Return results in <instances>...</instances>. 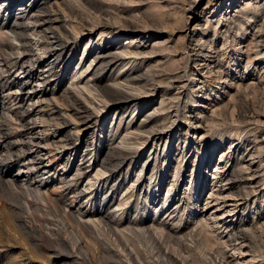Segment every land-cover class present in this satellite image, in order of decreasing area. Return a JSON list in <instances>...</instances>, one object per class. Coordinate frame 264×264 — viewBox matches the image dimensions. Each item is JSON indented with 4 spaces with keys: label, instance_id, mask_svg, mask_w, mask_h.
<instances>
[{
    "label": "rangeland",
    "instance_id": "1",
    "mask_svg": "<svg viewBox=\"0 0 264 264\" xmlns=\"http://www.w3.org/2000/svg\"><path fill=\"white\" fill-rule=\"evenodd\" d=\"M64 1L73 5L76 11L77 16L73 15L72 23L76 25L80 34L70 54L73 59L71 69L64 74L63 65L60 74L59 68L56 69L58 74L45 84V87L29 83L20 89L18 81L22 80V77L19 67L15 66L13 60L17 53L14 48L17 43L12 37L23 31L21 24L26 26V30L22 33L27 41L30 40L27 44L29 46L34 38L30 21L33 15L40 14L43 8L46 9L48 6L38 10L35 7V0H0V37L2 38H0V264H122L121 258L123 260L127 253L123 252V248L136 250L138 245L137 252L140 251L138 256L140 255L141 260L146 264L150 262L155 264L157 259H164L166 264H177V259L182 262L181 264H225L221 260L223 258L227 260L232 254H235L237 264H264V81L259 85V79L264 80V72L260 71L264 64L262 60L264 55L262 57V54H259L254 57L255 50L251 45L258 37H264V0H242L250 4L248 6L250 11H246L248 15L243 18L244 29L239 30L236 23L233 32L229 35L225 34L221 26H216V17L208 22L201 19L191 24V26L197 23L199 25L193 39L202 37V43L207 41L206 51L210 46L215 48L221 58V69L227 77L233 78L240 73H244L243 78L246 77L245 75L249 76L248 79L245 78L242 87L234 85L229 89L226 83L222 82L223 79L218 78L216 74L196 76L192 58L187 54L189 42L184 39L185 37L183 38L181 30L190 15L186 12L188 5L194 0H57L60 4ZM196 1L199 13L204 11L216 16L221 11L223 13L232 9L231 1L234 0H224L219 7L211 4L207 9H204L206 2ZM51 2L55 6L54 0ZM22 3L30 11L23 17L24 19L21 18L14 23L12 13L9 11ZM54 8L58 10L56 6ZM79 21H83L88 27L78 24ZM124 21L137 25L141 33L139 38H145L147 41L139 48L140 55L135 60L133 58L124 60L121 65H116L115 70L108 71L106 77L109 80L106 81L107 84L109 83V86L106 84L109 87L108 92L91 85L92 78L89 75L93 72L94 62L92 63L88 56L91 49L105 42L114 41L117 32L124 34L125 31L123 27L121 28ZM98 22H107L112 26L111 31L108 34L95 32L91 40L85 37L79 41L82 33L85 32L86 36H89V27ZM199 27L202 28L201 31ZM148 28L154 32L153 37L148 38V35L145 37ZM67 29L72 32L69 25ZM12 32L15 34L13 35ZM202 32L206 34L200 36ZM124 35L128 38L118 39L122 42L117 45L122 50L132 46L129 43L135 39L133 34ZM17 36L21 38V32L20 36ZM238 43L242 46H238ZM194 44L195 42L192 46ZM237 46L242 48L244 64L253 60L250 68L248 64L240 66L239 55L234 53V50L238 49ZM246 50L249 51L248 57L244 52ZM223 51H227V54L224 55ZM25 53L27 52L23 53L27 57L30 55ZM121 66L124 68L119 73ZM132 68L135 69L133 76L135 75L136 78L148 81L154 79L157 83V91L154 96L143 94L142 100H149L150 105L140 106L125 113L120 126L116 122L109 133L113 100L117 98L113 91L127 86L122 73ZM181 83H184L185 87L178 101L164 95L168 90L172 92V89ZM142 87L143 83L140 84V88L138 87L141 92ZM26 92H31L30 95L35 93L40 95V103H36L34 108L41 109L47 116L51 111L49 106L60 109L67 121H70L71 116L73 120L81 123L82 108H88L87 110L95 115V121L89 131L92 138L85 153V164L81 175L75 177L77 169L74 162L79 154L77 150L71 151L68 159H56L50 163L49 173H44L42 176H40L42 173H39L37 178L35 172L26 173L27 166L31 164L27 159L32 146L27 128L32 122L28 119L26 122L19 120L21 115H24V111L14 102L15 96ZM33 100L36 101V98ZM154 109L158 113L148 127L171 128L172 140L163 138L156 146L158 154L148 166L146 165V170L149 171L147 174L142 172L145 167L143 157L116 168V158L121 152L126 153L127 148L142 150L145 146L146 133L140 132L142 135H139V132L128 130L129 123L134 124L144 112L147 115ZM57 117L59 116L56 115V119ZM48 122L39 124L40 129H44L43 133H39L47 138L59 132L62 133L59 136L61 140H66L67 135L74 139L84 136L82 123L71 124L65 129L59 118L54 122ZM79 130L80 132L77 133ZM137 133L143 138H137ZM108 134L113 138L111 147H115V151H108L105 139ZM170 143L176 151L174 158L166 155ZM190 146L191 150L185 151V148ZM121 148L125 150L121 151ZM251 153L254 155L250 156ZM222 154L225 156L220 161ZM48 157L49 155L45 160H48ZM251 157H254L255 167H259L256 171L258 175L245 181L251 184L239 187L242 192L245 190L243 193H249L252 189L254 191L248 198L247 204L237 207L230 215L221 217L222 212L219 211L216 214L218 219H208L206 227L200 226L199 217L195 214L199 201L203 203L206 198L212 201L206 217L217 204L213 202L214 197L210 196L211 187L216 181L212 174L215 166L221 164L222 170L229 161L221 171V175L228 172L232 179L238 177V180L244 168L242 166L246 165ZM203 173H207L205 177L202 176ZM249 174L244 173V176ZM158 176L166 177V180L155 188L154 178ZM151 177L153 179H150ZM73 180L77 181V188L82 192H79L81 194L76 193L71 183ZM173 180L175 182L172 184ZM26 182L31 184L26 185L28 184ZM104 182L106 184H103ZM214 191L216 192V189ZM152 194L158 196V201L150 207L147 206L146 201ZM41 195H45L46 198ZM220 197L217 196L219 203L222 202ZM228 200L232 201V199ZM105 201L109 208H105L101 213L99 206ZM232 203L229 201L226 205L234 210L230 206ZM161 207H165L164 211L169 212L167 214L161 212ZM69 210L74 213L71 214ZM233 215H236V218L231 220ZM78 218L81 221H78ZM143 218L156 221L152 228L157 227L160 231L164 229V234L156 229V233L159 231L162 234L160 241L158 240L162 244L156 241L157 238L147 234L146 230L151 228V222L139 224ZM122 219L124 224L119 228L117 224ZM223 224L239 226L227 231ZM113 227L123 230L125 235L116 238ZM220 227L221 230H217ZM230 235L245 237L246 243L239 247L240 253L234 252L232 246H228ZM129 244L132 246H128ZM155 249L156 251L158 249L159 253ZM168 254L171 257H166Z\"/></svg>",
    "mask_w": 264,
    "mask_h": 264
},
{
    "label": "bare ground",
    "instance_id": "2",
    "mask_svg": "<svg viewBox=\"0 0 264 264\" xmlns=\"http://www.w3.org/2000/svg\"><path fill=\"white\" fill-rule=\"evenodd\" d=\"M203 1L207 3V5H206V7L204 9H207L211 4L217 5V7H219L220 5H222L224 3V0H203ZM66 2L64 1V2H61V4H60V3L57 2V0H54V5L58 8V10H55V8H54L55 6H53V3L51 2V0H35V7H37L38 10H39V8L42 9L43 6L44 7L48 6V8H46V9L43 8L44 10L40 14H35V15L32 14L33 17H32V19L30 18L31 19L30 24L32 25L31 26V32H32V35L34 36L33 42H31V44L29 46L27 45L30 40L27 41L26 38H24L25 36H23V33H24V30H26L25 29L26 26H23L22 24L20 25V27L22 28L23 31H19V33L17 34V35L20 36V32H21V35H22L21 38H19L17 35L15 37L14 36L12 37V40L17 43L16 46L14 47L15 51L17 53L15 54V56L12 55V56H14V58L13 57H11V58H13L15 66L19 67L20 76L22 77V80L18 81V85H19L20 89L24 88L29 83H34L38 87L39 86H44L45 84H47L49 81H51L58 74V71H56V69L59 68V74H60L62 65L64 67V70L62 71L63 74L71 69V62H72L73 59L70 56V54L72 53L73 48H75V46L77 44V38H78V36L80 34L77 31L76 25H74L72 23L73 22L72 21V19H73L72 17H73V15L76 14V11H75L73 5H70V4L66 3ZM231 4H232V9L227 10V11H225L223 13L221 11L220 14L218 13L219 11L217 9V13L218 14L216 16H214L211 13H204V11L199 13V11L197 9L198 8L197 1L196 0L192 1L189 5L187 4L188 8H187L186 12H188V14H190V15H189V17H187L186 23L185 22L183 23L184 26L182 27V30H181L182 34L184 35L183 38L185 37L184 39L185 40L187 39L188 42H189V48H188L189 51H188L187 54H189V56L192 58L193 65L196 68V73H197L196 76L204 77L206 74H216L218 76V78L223 79L222 82L226 83L228 89L231 88L234 85H236V87L237 86L242 87L241 85L245 81V78L248 79L249 76L245 75L246 77L243 78V74L244 73H240L239 75L238 74L234 75L233 78L227 77V74H225V72L222 71V69H221V64H222L221 58L217 54V51L215 50V48L210 46V47H208L209 50L206 51V46H207V43H208L207 41H203V43H202V40H203L202 37L193 39V35H194L195 31H196V28L199 25L197 23L196 25L191 26V24H193L194 21L199 22V20H201V19L202 20L205 19L206 22H208V21L212 20L211 18H215L216 17L215 18L216 26H221V28L224 29V32L227 35H229L231 32H233L234 24L236 25V23H237V26H238V27L237 26L236 27L239 30L244 29L243 28V22H244L243 18L248 15V12H246V11H250L248 9V6L250 4L249 3H245L242 0L231 1ZM230 8H231V6H230ZM29 11H30V9L28 7H26L25 4L22 3L20 5L15 6L13 9H10L9 12L12 13V19L14 20V23H15L18 20H21V18L24 19L23 17L26 16ZM184 12H185V10H184ZM76 16H77V14H76ZM77 23L82 25V26H84V27H88V25L86 23H83V21H79ZM68 25L70 26L72 32H70L67 29ZM121 25H122L121 28L123 27V29L125 31L124 34L125 33H130V35L133 34L132 36L135 37V39L130 41V43H129L132 46H128L125 50H122L119 47H117V45L122 42V40H118V39H127L128 38V37H125L124 34H121V33L117 32V34H115V36H114V41H112L110 43H108V42L106 43L105 42L104 44H102L100 46H97L96 48H93V49L90 48L91 51H90L89 56H88V58L92 60L91 62L92 63L94 62V67L92 69L93 72L90 73V75H89L90 78H92L91 79L92 80L91 81V83H92L91 85L96 86L98 88H101L102 90H105V91L109 90V87L106 86V84H107L106 81L108 80L106 78L108 71L110 69H114L115 70L116 65L120 64L124 60L127 61V59H130V58H133L135 60L136 57H138L140 55L139 48L141 46H143V44L146 43V41H147L145 38L144 39L143 38L142 39L139 38L141 36V33H140V29L137 27V25H135V24H133L131 22H128V21L122 22ZM113 27H115V26H113ZM150 27H152V26H150ZM28 28L29 27H27V29ZM89 28H90V31H89L90 34L88 33L89 36H86L87 34H85V32H83L82 33V37H81V39H79V41L84 39L85 37H88V39L91 40L92 39V34L95 33V32H98L99 34H108L111 31L112 26L109 25L107 22H98L96 25H92ZM215 28H217V27H215ZM14 29H16V28H14ZM198 29H200V27ZM201 29H200V31H201ZM261 30L263 31V29H261ZM14 32H16V31H14ZM214 32H216V29L214 30ZM12 34L14 35L15 33L12 32ZM205 34H206V32H202V34L200 36L205 35ZM2 35H3V33H2ZM147 35H148V38H150V37H153L155 34L152 31V29L148 28V31H147L145 37ZM4 36H6V35H4ZM129 37H131V36H129ZM10 39L11 38H9V40ZM192 41L195 42L194 46H192L193 43H194ZM226 41H227V38H226ZM240 45L241 44L238 43V46H240ZM251 45L253 46V49L255 50V54H253L254 57L255 56H259V54H262L261 56L263 57V55H264V37L263 36L258 37L256 39V41L253 44H251ZM12 46H11V48L13 49ZM249 50H251V49H249ZM24 52H27L30 55L27 57V56H25L23 54ZM223 52H224L223 53L224 55L227 54V51H223ZM244 52H245V54L248 57L249 56V51L246 50ZM27 53H25V54H27ZM234 53L239 55L240 66H242V65L246 66L248 64L247 66L250 68V66L253 63L252 62L253 60L251 59V60L248 61V63L246 62L247 64H244V59H243V55H242V48L238 47V49L234 50ZM262 60H264V57H263ZM90 66H92V65H90ZM254 67H255V64H254ZM123 68L124 67L121 66L120 69L118 70V72L120 73V70L123 69ZM134 71H135V69L132 68L129 71L125 72L124 74L122 73V76H123L124 81L126 82L127 86L119 87V89H116V90L113 91L114 93H116L117 98H115V100H113L114 105H113V110H112V113H111L112 115H111V118H110L111 123H110L109 133L113 130V125L116 122H118L119 126H120V123L123 121L125 113H127L129 111H132V110H136L140 106L146 107L147 105H150L149 104V100L148 101L147 100L146 101L142 100V95L143 94H145V95H153L157 91V85H156L157 83L154 82V79H151V80L148 81V80H143V78H138V77L136 78L135 75L133 76ZM260 71L264 72V64H262V68H261ZM248 72H250V71H248ZM80 75H78V77H79L78 79H80ZM262 81H264L263 78L262 79L260 78L259 79V85H261ZM141 83H143V87L141 88L143 90L142 92L138 89V87L140 88V84ZM167 83L169 84V82H167ZM134 87H136V88H134ZM184 87H185V84L181 83V84L177 85L174 89H172V92L168 90V91L165 92L164 95H168L169 97L171 96L170 98L172 100H174V101L177 100L178 101L180 99V96H182L181 95L182 94V89ZM111 89H110V92H111ZM132 91H135V92H132ZM88 92L91 93L89 91V89H88ZM30 93L31 92H26L25 94H22L20 96H15V98H14L15 104L18 105L19 107H22V110L24 111V115L23 116L21 115V118L19 120L22 121V122H24V121L26 122V119H28L29 122L30 121L32 122L31 126H29L27 128L28 134L30 135L29 142L32 143V146L29 149L30 153H29V155H28L29 157L27 159L31 164H29V166H27L26 173L35 172L36 178L38 177L37 174H39V173H42V174H40V176H42L44 173H49V171H50V169H49L50 168V163H52L56 159H59V160L60 159L64 160L65 158L68 159V154L71 151H73V150L74 151L77 150V151H79V154L76 156L75 162H74V165H76V169H77L75 177L79 176V174L81 175V173L83 172V165L85 164L84 163L85 162V153L88 151V148L90 146L89 145L90 144V140L92 138L91 137V132H89V131L91 130L92 125H93V123L95 121V117H94L95 115H93V112H91V111L89 112V110H87L88 108L87 109L86 108H82L80 110V111H82L81 113H83V118L80 120V122L82 123V131H83V135H84V136L82 135L83 138L74 139L73 137H71V136L67 135V133H65L67 135V136H65L66 140L65 139L61 140V139H59L60 138L59 136L62 135L61 132H59V134L55 133V135L52 134L53 137L47 138L45 135L40 134L41 132L43 133L44 129H40L41 126L39 124H43V123H46L48 121L54 122V121H56L59 118V119H61V122L64 125V128L67 129V128L70 127L71 124L72 125H75V124L77 125V123H79V122H76L75 120H73V118H71V116L69 117L70 121H67L65 119V116H63V114L61 113V110L58 109L56 106H49V107H51V109H50L51 111L48 114V116L45 115L43 113L44 111H42L41 109H35L34 108L36 103H38V102L40 103V95L38 96L37 93L30 95ZM104 93H107V92H104ZM108 94H110V93H107V95ZM34 98H36V101L33 100ZM165 102L167 103L168 101H165ZM30 108H32V109L29 110ZM164 109H162V110H164ZM157 113H158V111L155 110V109L152 110L147 115L144 112L137 119V122H134V124H132V125H130V123H129L128 130H134L135 133L139 132V135H142V133L140 134V132H143V133L145 132L146 133V138H145V141H144L145 142V144H144L145 146H144V148L142 150H139L138 148H135V149L131 148L129 150L126 147L127 148L126 151H125L126 153H122L121 152V154H119L118 158H116L117 159L116 160V163H117L116 164V168L117 167L120 168L123 164L131 163L132 160H134L136 158H142L143 157L144 158V164H145L144 166L145 167L142 169V172L143 173L145 172L146 174H147V172H149L148 170H146V165L148 166L151 163V161H153V159H155L154 156L158 154V150H157L156 146L159 145V143L162 141L163 138H166V140H168V139L172 140V137L170 136L172 134L171 128H164V129L160 128V129H158L156 127L157 129H153V127H152V129H150V127H148V126H150V124L153 122V120L157 116ZM176 113L177 112H175V115H176ZM56 115L59 116V117H57V119H56ZM67 116H66V118H68ZM37 120L39 121V123H37L38 122ZM48 123H47V125H48ZM81 123H79V124H81ZM52 124H50V125H52ZM119 126H118L117 129L120 128ZM55 127H57V126H55ZM78 132H80V130L77 131V133ZM137 135H138V133H137ZM139 135L137 136V138L141 137ZM141 138H143V137H141ZM105 139H106V142H107L106 145L108 147V151H113L114 149H116L115 147H111V145H112L111 142L113 141V138H112V136L110 134L106 135ZM255 148L256 147L254 146V149ZM119 150H120V148H119ZM124 150L125 149L122 150V148H121V151H124ZM190 150H191V146L185 148V151H187V152H189ZM175 154H176V151H174V149L172 148V144L170 143L169 147H168V151L166 152V155L168 157H170V158H174ZM47 155H49L48 160H45V157ZM253 155L254 154L251 153L250 156H253ZM224 156H225V154H222L219 160L222 161ZM253 158L254 157H251L249 160L247 159L248 163L246 165L242 166L244 168H242L243 169V170H241L242 174L239 176L238 180H237L238 177H235L236 179H232L230 177L231 175L228 172L223 174V175H221V171H223L225 169V167L229 164V161H227V163L224 165L222 170H221V166H220L221 164H218L217 166H215V169L212 171V174H213V178L216 181L213 183L214 186L211 187L210 196L214 197V201L213 202H215L217 204H215V206L213 207V210L211 211V214L206 217V213H207L208 209H211L210 208V204H211L212 201H209L208 198L204 199L203 203H201V200L199 201V204H197L196 208H195V214H196L197 217H199L198 223L201 222V224L199 223L200 226L206 227L205 226V225H207L206 224V222H207L206 220H208V219H211V218H213L214 220L218 219L219 217L216 216V214L219 211L222 212V214H221V217H222V216H224L226 214L230 215L231 213H233L235 211V209H237V207H240V206H242L244 204H247L246 202H247L248 198L250 197L251 194H253L254 191L252 189L249 193H243L245 190L242 192L241 191L242 189L240 190L239 187L241 185L251 184V183H247L245 181H247L249 178H254V176L256 175V171L259 169V167H255V164L253 162ZM208 171H210V170H208ZM244 173H250V174L247 175V176H244ZM206 174L207 173H203L202 176L205 177ZM231 174H232V172H231ZM228 175H229L230 178H227ZM41 179H43V178L41 177ZM150 179H153V177H151ZM201 179H202V177L200 178V180ZM165 180H166V177H162V176H158V177L154 178V183H155L154 186H155V188H157V186L160 183L164 182ZM31 182L30 183L26 182V183H28L26 185H30ZM173 182H175V181L173 180L172 184H173ZM71 183L75 187L76 193L77 192L78 193L81 192L77 188V181L73 180ZM178 183H180V180L178 181ZM11 184H13V183H11ZM103 184H106V183L104 182ZM139 184H141V182ZM241 188H243V187H241ZM214 189H216V192L214 191ZM175 190H177V189H174V191ZM202 190H204V189H202ZM205 190H206V188H205ZM38 193H40V192H38ZM81 193H79V194H81ZM219 195L221 196L220 197V201L222 199L221 203L218 202L219 200H218L217 196H219ZM43 196H45V195H43ZM201 196H202V191L200 192V198H201ZM48 197H47V200H48ZM45 198H46V196H45ZM75 198H76V196H75ZM39 199L41 200V198H39ZM227 199H232V201L231 200L227 201ZM43 201H45V200H43ZM157 201H158V196L152 194L150 196V198H148V200L146 201V204H147V206L151 207V206L155 205ZM229 201L233 202L230 206H232L234 210L229 209L230 207L226 205L227 202H229ZM31 202H33V201H31ZM105 208H109L107 206V201H105L104 204L99 206V210H101V213H102V211ZM164 208L163 207L160 208L161 212L164 211ZM31 210L32 209H30V211ZM65 212H67V211H65ZM69 212L71 214L74 213V211H71V210H69ZM164 212H166V214H167L169 211L166 210ZM71 214H70V216H71ZM235 216L236 215H233L230 219L234 220V218H236ZM78 219H79L78 221H81L80 218H78ZM88 222H90V221H88ZM143 222H151V228H149L150 227L149 226L148 227L149 229L146 230L147 234H149L152 238H155V239L157 238L156 241H158V240L160 241L159 238L162 237V234L160 232L163 233L164 229L161 227L163 230L160 231L159 229H157V227H155V229L152 228V227L155 226V223H156L155 220H151L149 218H143L139 222V224L142 225ZM212 222H213V220H212ZM123 224H124V222H123V219H122V220H119L117 225H119V228H120L121 226H123ZM83 226H85V225H83ZM86 226H87V223H86ZM223 226H224V228L227 231H231V230H233L234 228H236L239 225L234 227L233 224H223ZM208 227H209V225H208ZM216 227H217V225H216ZM119 228L118 227L114 228V232L116 231L115 232L116 238H120V236L122 234H124L123 230H121ZM221 228L222 227L217 228V230H221ZM140 229H143V228H140ZM156 229L159 230L160 232L158 231L156 233ZM241 231L243 232V230H241ZM124 232H125V230H124ZM131 232H129V233H131ZM158 233H160L161 235L158 234ZM138 234H139V230H138ZM216 234H217V232H216ZM129 237H130V234H129ZM129 237H127V239ZM131 237H133V236L131 235ZM227 237H229V236H227ZM230 237H232V236L230 235ZM230 237H229L230 240L228 239L229 240V242H228L229 245L228 246H232L234 252L235 251H239V253H240L241 249H239V247L241 248L246 243L245 237H239V236H235V237H232V238H230ZM149 239H151V238H149ZM132 240H133V238H132ZM138 240H140V239H138ZM156 241L154 240L153 242L155 243ZM159 241H158V243H160ZM160 244H162V243H160ZM121 245H123V244H121ZM125 245H127V244H125ZM128 246L131 247L132 245L129 244ZM158 246H157V248H158ZM137 247H138L137 249H139V245ZM144 247L147 248L146 246H144ZM137 249L136 250L135 249L132 250V248H131V250H128L127 248L124 247L123 248V252L124 253L127 252V253L124 255L123 260L121 258L122 264H146L145 262H143L141 260V258L139 257L140 255L138 256V253L140 251L137 252ZM162 249H163V247H162ZM117 250H119V249H117ZM121 250L122 249L120 248V251ZM144 251H145V249H144ZM155 251H156V249H155ZM156 252L159 253L158 249H157ZM120 254L121 253H119V255ZM247 254H248V252H247ZM234 255L235 254H232V256L230 258H227V260H225L223 258V260H221V261H224L225 264H237V262L235 261L236 259L234 258L235 257ZM166 257H171V255L168 254V255H166ZM177 260H176L177 264H181L182 263V262L180 263ZM249 261H251V260H249ZM150 263H148V264H150ZM151 264H154V262L151 263ZM155 264H166V263H165L164 259H161V260L157 259Z\"/></svg>",
    "mask_w": 264,
    "mask_h": 264
}]
</instances>
